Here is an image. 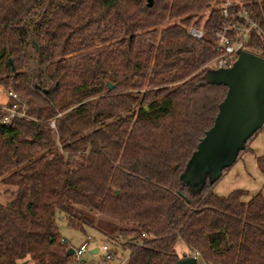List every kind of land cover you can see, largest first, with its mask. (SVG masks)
Wrapping results in <instances>:
<instances>
[{"label":"trees","instance_id":"1","mask_svg":"<svg viewBox=\"0 0 264 264\" xmlns=\"http://www.w3.org/2000/svg\"><path fill=\"white\" fill-rule=\"evenodd\" d=\"M221 1L0 0V84L27 105L0 124V264H64L57 212L127 264H264L262 192L181 179L226 92L206 79ZM240 1L264 30V3Z\"/></svg>","mask_w":264,"mask_h":264},{"label":"water","instance_id":"2","mask_svg":"<svg viewBox=\"0 0 264 264\" xmlns=\"http://www.w3.org/2000/svg\"><path fill=\"white\" fill-rule=\"evenodd\" d=\"M152 2L147 0V5ZM206 79L225 85L226 92L218 103L212 125L187 159L181 174V179L193 190L200 189L207 180H217L236 160L248 139L264 128V57L240 49L231 66L206 72ZM72 252L73 248L69 247L67 254ZM169 264H198V256L188 255Z\"/></svg>","mask_w":264,"mask_h":264},{"label":"built area","instance_id":"3","mask_svg":"<svg viewBox=\"0 0 264 264\" xmlns=\"http://www.w3.org/2000/svg\"><path fill=\"white\" fill-rule=\"evenodd\" d=\"M264 3V0H258ZM219 8L222 21L213 32V42L216 54L207 62V66L214 63L216 67H229L238 57V50H248L264 57V30L257 20L252 17L251 11L240 0H223L214 5ZM213 5H211V8ZM210 8V7H209ZM188 32L201 37L203 30L200 27L189 25ZM9 102L3 105L0 111V124L9 123L13 118L26 116L27 105L11 88L7 89ZM54 126V121H50ZM85 242L73 246V252L64 264H85L81 259L87 249ZM102 251L98 264H127L129 253L123 251L117 243L104 242L96 248ZM199 256L198 252H195ZM96 264V263H94Z\"/></svg>","mask_w":264,"mask_h":264},{"label":"rangeland","instance_id":"4","mask_svg":"<svg viewBox=\"0 0 264 264\" xmlns=\"http://www.w3.org/2000/svg\"><path fill=\"white\" fill-rule=\"evenodd\" d=\"M208 11V10H206ZM36 18L37 14L33 15ZM213 62L209 64L207 71L209 73L217 69ZM7 89L3 84H0V111L3 105L9 100L7 95ZM246 148L242 149L236 157V160L229 165L221 175V178L217 181L218 185L230 182L233 188H242L247 190V193L243 198H248L251 193L261 191L264 195V175L257 169L255 164V156L264 151V128L257 130L252 137L248 139L245 144ZM5 185L0 182V200L6 202L10 199L8 192L3 193ZM56 222L58 233L66 239L69 247L77 246L81 242L87 244V249L84 251L81 259L85 264H98L102 256V251H93L92 248L100 247L104 242H108L112 245L109 240L105 238L103 234L98 232L92 227H85L84 231L78 228L71 227L67 224L66 218L60 212L56 213ZM178 254H182L184 244L178 242L175 245ZM198 264H205L198 256ZM23 260L19 262L21 264ZM27 264H34L31 258L26 259Z\"/></svg>","mask_w":264,"mask_h":264},{"label":"crops","instance_id":"5","mask_svg":"<svg viewBox=\"0 0 264 264\" xmlns=\"http://www.w3.org/2000/svg\"><path fill=\"white\" fill-rule=\"evenodd\" d=\"M221 178V177H220ZM232 186V184L230 183V182H227L226 181V183H223L222 182V184H219L218 185V183H217V181H216V183L214 184V190L217 192V193H219V194H227L228 192H230L232 189H234L233 187L230 189V187ZM237 188H239V187H237ZM251 194H253V193H251ZM251 194H249L248 195V197L251 195ZM245 199H247L246 197H245ZM178 242H181L182 244H184V242L183 241H181V240H178L177 242H176V244L178 243ZM175 244V245H176ZM185 251H187V247L185 246V244H184V249H182V253L183 252H185ZM199 258V257H198ZM200 259H201V257H200ZM202 260V259H201ZM203 261V260H202ZM206 264V263H205Z\"/></svg>","mask_w":264,"mask_h":264}]
</instances>
